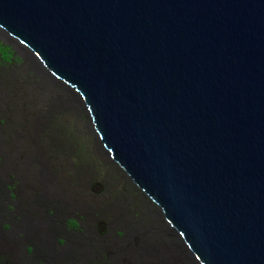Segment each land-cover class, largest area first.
Masks as SVG:
<instances>
[{
  "label": "water",
  "instance_id": "obj_1",
  "mask_svg": "<svg viewBox=\"0 0 264 264\" xmlns=\"http://www.w3.org/2000/svg\"><path fill=\"white\" fill-rule=\"evenodd\" d=\"M0 29L196 263L264 264V0H0Z\"/></svg>",
  "mask_w": 264,
  "mask_h": 264
},
{
  "label": "rangeland",
  "instance_id": "obj_2",
  "mask_svg": "<svg viewBox=\"0 0 264 264\" xmlns=\"http://www.w3.org/2000/svg\"><path fill=\"white\" fill-rule=\"evenodd\" d=\"M13 43L0 29V205H14L18 223L15 194L23 191L29 225L0 221L4 264H198L160 208L107 158L87 116L74 103L54 107L61 90L46 93ZM37 115L71 127L54 158L52 135L41 133Z\"/></svg>",
  "mask_w": 264,
  "mask_h": 264
},
{
  "label": "trees",
  "instance_id": "obj_3",
  "mask_svg": "<svg viewBox=\"0 0 264 264\" xmlns=\"http://www.w3.org/2000/svg\"><path fill=\"white\" fill-rule=\"evenodd\" d=\"M17 117V115H15V118ZM37 122L38 125L43 124L45 125V128H41V133L45 134V132H47V134H51V145L53 147L52 149V156L51 158L56 157L57 154H61L63 153V141L61 140L63 136H66L68 131L67 128L70 127L69 124L64 123L59 116L53 115L50 119H47L46 121L41 118V116L37 115ZM71 129V127H70ZM16 134V133H15ZM17 135L24 137V134L22 133H17ZM22 143V142H21ZM39 162L36 161L35 165L38 167ZM52 167H54V161L51 162ZM54 183V182H53ZM15 187L13 186V189ZM74 222V227H78L79 222L78 221H73Z\"/></svg>",
  "mask_w": 264,
  "mask_h": 264
},
{
  "label": "flooded vegetation",
  "instance_id": "obj_4",
  "mask_svg": "<svg viewBox=\"0 0 264 264\" xmlns=\"http://www.w3.org/2000/svg\"><path fill=\"white\" fill-rule=\"evenodd\" d=\"M13 189V187H11ZM15 189V188H14ZM13 189V190H14ZM25 193L23 191H19L15 194V200H16V207L18 209L19 214L22 217V220H20L18 223H15V227L21 228V229H27V225H29L27 222H25V219L28 218L27 215L24 213L25 209ZM0 202H1V194H0ZM25 217V218H24ZM12 229V228H11ZM5 240H7L8 237H4ZM3 239L0 237V264H4L7 257L6 252L3 250ZM35 250V247H34ZM4 256V257H3Z\"/></svg>",
  "mask_w": 264,
  "mask_h": 264
},
{
  "label": "bare ground",
  "instance_id": "obj_5",
  "mask_svg": "<svg viewBox=\"0 0 264 264\" xmlns=\"http://www.w3.org/2000/svg\"><path fill=\"white\" fill-rule=\"evenodd\" d=\"M3 32H4V31H3ZM4 33H5V32H4ZM22 50H24V49H22ZM24 53H26L27 58H28V64L26 63L27 66H28L29 68H31L32 70H34V73H35V75H36L38 78L42 79V82H43V84L45 85V88H46V93H47V92H48V94H49V93H53V94L56 93V95H57V94H58V91L56 90L55 86L52 85V83H50V82L48 81V79H47L46 77H44V76L38 71V69H37V67H36V65H35L34 58H32V57L28 54V52H26L25 50H24ZM50 96H51V95H50ZM58 96H60V97L62 98L63 102H64L66 105L72 103V101L69 100V97L66 96L65 94H62V95L59 94ZM54 98H55V97H54Z\"/></svg>",
  "mask_w": 264,
  "mask_h": 264
},
{
  "label": "crops",
  "instance_id": "obj_6",
  "mask_svg": "<svg viewBox=\"0 0 264 264\" xmlns=\"http://www.w3.org/2000/svg\"><path fill=\"white\" fill-rule=\"evenodd\" d=\"M13 206L10 207L11 209H8L7 206L4 205V203L0 205V221L5 223L6 225H10L11 228L15 225V222L18 218V213L16 212V210H14Z\"/></svg>",
  "mask_w": 264,
  "mask_h": 264
}]
</instances>
